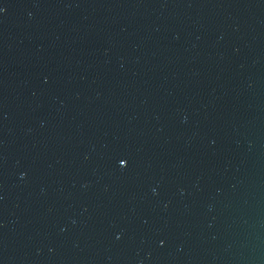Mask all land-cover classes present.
I'll list each match as a JSON object with an SVG mask.
<instances>
[{"label":"water","instance_id":"95a60500","mask_svg":"<svg viewBox=\"0 0 264 264\" xmlns=\"http://www.w3.org/2000/svg\"><path fill=\"white\" fill-rule=\"evenodd\" d=\"M0 264H264V0H0Z\"/></svg>","mask_w":264,"mask_h":264}]
</instances>
